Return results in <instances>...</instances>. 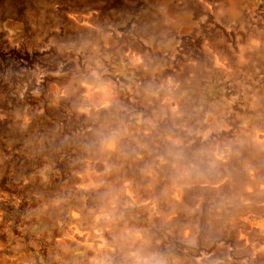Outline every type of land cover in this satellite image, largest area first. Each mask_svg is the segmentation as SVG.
<instances>
[{"label": "rangeland", "instance_id": "1", "mask_svg": "<svg viewBox=\"0 0 264 264\" xmlns=\"http://www.w3.org/2000/svg\"><path fill=\"white\" fill-rule=\"evenodd\" d=\"M263 134L264 0H0V264H264Z\"/></svg>", "mask_w": 264, "mask_h": 264}, {"label": "bare ground", "instance_id": "2", "mask_svg": "<svg viewBox=\"0 0 264 264\" xmlns=\"http://www.w3.org/2000/svg\"><path fill=\"white\" fill-rule=\"evenodd\" d=\"M262 137L264 138V134L262 135ZM252 183H253V185H255L256 180H252ZM259 186H260V185H259ZM256 187H257V183H256Z\"/></svg>", "mask_w": 264, "mask_h": 264}]
</instances>
